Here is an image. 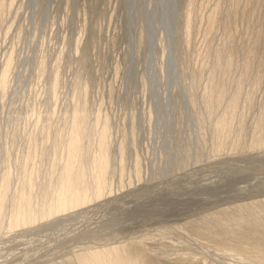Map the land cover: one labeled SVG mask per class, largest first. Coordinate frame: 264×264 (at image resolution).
Here are the masks:
<instances>
[{"label": "bare ground", "instance_id": "6f19581e", "mask_svg": "<svg viewBox=\"0 0 264 264\" xmlns=\"http://www.w3.org/2000/svg\"><path fill=\"white\" fill-rule=\"evenodd\" d=\"M17 3L0 0V46ZM181 4L187 97L210 162L189 179L147 178L137 158L126 171L117 137L113 168L104 128L89 174H76L75 129L49 199L33 205L23 190L9 199L3 179L0 264H264V0Z\"/></svg>", "mask_w": 264, "mask_h": 264}, {"label": "rangeland", "instance_id": "374dc122", "mask_svg": "<svg viewBox=\"0 0 264 264\" xmlns=\"http://www.w3.org/2000/svg\"><path fill=\"white\" fill-rule=\"evenodd\" d=\"M18 2L0 46V74L8 68L0 95V190L9 174V199L20 190L33 205L44 193L49 199L75 129L76 174H89L104 128L112 167L114 153L124 150L127 172L137 158L147 178L172 172L161 180L167 182L183 172L189 179L210 162L204 124L187 97L183 0Z\"/></svg>", "mask_w": 264, "mask_h": 264}]
</instances>
